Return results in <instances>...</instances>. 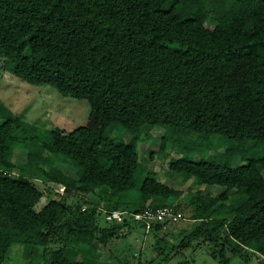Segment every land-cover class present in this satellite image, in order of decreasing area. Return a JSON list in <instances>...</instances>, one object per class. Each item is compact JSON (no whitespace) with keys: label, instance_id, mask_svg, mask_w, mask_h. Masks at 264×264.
<instances>
[{"label":"trees","instance_id":"16d2710c","mask_svg":"<svg viewBox=\"0 0 264 264\" xmlns=\"http://www.w3.org/2000/svg\"><path fill=\"white\" fill-rule=\"evenodd\" d=\"M0 57L18 78L89 99L132 134L89 145L84 126L48 129L33 136L22 162L17 146L29 130L0 103V264H90V248L73 245L80 234L106 246L139 225L109 222L103 209L181 210L184 193L167 179L184 174L211 188L188 193L191 224L177 242L168 238L171 223L152 224L158 256L204 244L220 264L234 256L264 264V0H0ZM143 124L165 128L161 157L170 147L184 151L161 173L165 181L141 162ZM212 137L237 145L208 160L194 144ZM248 144L262 154L238 166L225 160ZM45 152L46 162L34 161ZM68 166L92 196L68 188L37 210L30 200L44 191L35 182L70 185Z\"/></svg>","mask_w":264,"mask_h":264},{"label":"rangeland","instance_id":"374dc122","mask_svg":"<svg viewBox=\"0 0 264 264\" xmlns=\"http://www.w3.org/2000/svg\"><path fill=\"white\" fill-rule=\"evenodd\" d=\"M204 15L205 12L201 11L202 18ZM13 70V63H8L0 57V103L11 109L16 116V121H19L22 127L29 130L23 142L17 146V151L21 152V158H23L21 159L22 162L27 160V152L30 150L34 140L33 136L37 132L44 136L47 130L52 128L70 132L84 126L91 130V135L86 142L89 145H93L96 139L102 136H116L126 141L131 139L132 134L130 131L119 127V123L109 122L100 116L89 99L64 96L55 86L50 84H31L15 76ZM142 130L143 136L138 142V150L141 162L145 166L144 169L156 172L155 174L165 181V177H162L161 173L168 175L171 159L180 157L184 151L179 153L174 147H170L161 157V154L159 155V146L165 135V128L143 124ZM218 144L221 147L217 149L215 145ZM194 145L196 146L195 148L201 150L203 158L211 160L217 150L224 151L229 146H236L237 143L224 137H212L203 141L200 140ZM210 148L212 149L209 150ZM151 152L154 155L152 159L150 157ZM262 152V145L252 146L248 144L245 145L243 152L233 155L229 154L225 160L233 166H238L245 162L244 156H259ZM191 157L198 159L200 155L197 156L191 153ZM47 160L46 152L43 157L34 158L35 162H46ZM220 161H224V158L220 159ZM56 164L62 165L59 161ZM67 168L70 170V176L68 177L71 184H65L67 187L64 193L69 188L77 195L91 197V192H84L78 188L80 172L69 166ZM145 174V171H143L139 176L140 179ZM167 181L184 193L179 199L184 218L174 224L167 225V228L172 231L168 238L171 242H177L181 236L180 231L190 227L191 224V219H189L191 209L187 207L188 193H201L211 187L199 185L187 174L176 176L172 179L168 178ZM35 184L44 191V195L40 199H31L30 203L37 210H40L52 198H56L57 193H59L57 191L58 186L50 190L43 182L37 181ZM221 190V186H217L212 189V192L213 194H218ZM166 201L171 203L173 199L167 197ZM102 223H106L104 218ZM257 240L264 245V237ZM154 241L153 233H146L144 228L138 225L127 235L113 239L106 246L94 241L85 234H80L79 242L75 241L73 245L75 247L90 248V264H143L151 259H155L158 264H220L219 260L210 253L207 245L197 246L193 244L178 253L170 254L166 257L165 254L158 256L157 251L153 250ZM97 252H101L102 255L98 256ZM14 261L18 264H24V260L21 257L14 259ZM257 262V257H253L249 263L243 261L239 256H234L231 260V264H257Z\"/></svg>","mask_w":264,"mask_h":264},{"label":"built area","instance_id":"2783aa9c","mask_svg":"<svg viewBox=\"0 0 264 264\" xmlns=\"http://www.w3.org/2000/svg\"><path fill=\"white\" fill-rule=\"evenodd\" d=\"M66 187L65 184H60L57 191L63 194ZM103 212L109 222H122L128 218L143 227L146 233L150 232L154 222L175 223L184 218L183 212L173 205L147 206L139 211L103 209Z\"/></svg>","mask_w":264,"mask_h":264}]
</instances>
